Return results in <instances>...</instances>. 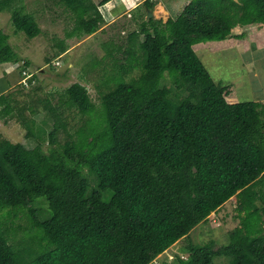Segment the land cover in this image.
<instances>
[{"label":"trees","instance_id":"trees-1","mask_svg":"<svg viewBox=\"0 0 264 264\" xmlns=\"http://www.w3.org/2000/svg\"><path fill=\"white\" fill-rule=\"evenodd\" d=\"M60 1L76 17L70 35L81 38L99 29L104 20L98 8L111 0ZM143 4L148 11L154 5ZM24 10L10 11L9 21L33 39L40 28ZM247 25L264 27V0H192L165 23L143 21L137 45L110 49L119 75L100 100L107 127L99 134L92 128L88 143L85 134L75 142L50 110L47 143L56 146L60 132L67 141L61 153L51 148L45 154L18 112L26 145L0 138V210L28 209L32 228L43 231L52 250L17 253L0 230V264H151L237 194L247 215L228 243L217 249L213 242L189 244L187 258L177 257L175 264H214L216 258L264 264V124L257 104L226 102L228 88L212 81L193 51L204 42L242 39L232 36V29ZM16 58L0 31V64ZM135 68L140 74L123 80ZM165 72L185 97L160 86ZM87 93L72 84L66 91L69 105L92 113ZM13 111L6 95L0 96V117L13 118ZM38 197L49 206L44 221L29 206Z\"/></svg>","mask_w":264,"mask_h":264},{"label":"rangeland","instance_id":"rangeland-1","mask_svg":"<svg viewBox=\"0 0 264 264\" xmlns=\"http://www.w3.org/2000/svg\"><path fill=\"white\" fill-rule=\"evenodd\" d=\"M14 1L17 4L15 6H24V12L34 17L40 34L33 39H27L11 25L9 14L0 11V31L9 36L8 43L17 57L13 64L20 68L13 74H7L4 68L10 65H0V77H5L9 82L20 81L17 87L6 95L14 111L11 113L13 118L0 117V138L26 145L24 137L26 128L16 118L19 112L33 131L32 139L45 154H48L51 148L61 153L62 146L67 141L63 132L58 135L56 146L50 147L47 143V133L53 125L50 110L55 111L63 122L65 131L75 142L81 140L84 134L88 135L92 128L96 130L95 134L105 131L107 125L100 100L102 95L114 87L113 83L119 75L117 68L114 67L115 59L109 56V52L116 45H122L124 50L130 43L137 45L138 41L142 40L137 31L139 26L134 23L136 11L131 13L130 19L124 15L108 29L104 31L98 29L94 34L80 38L70 35L75 27L76 17L59 0ZM91 1L96 4L102 0ZM190 1L192 0H155L153 2L162 8L157 9L151 18L162 22L168 17L174 18ZM148 2L151 4L152 0ZM3 6L4 0H0V8ZM128 20L129 23H124ZM127 24L130 25L126 33L123 27ZM122 33L124 35H121ZM240 34L243 35L242 39L231 37L221 42H204L194 45L193 51L212 81L218 86L228 88L229 93L225 100H230L228 98L231 97L235 99L234 104H257L260 121L264 124V27L247 25L232 29V36ZM60 47L66 52L61 54ZM116 57L125 64L122 60L125 56L121 52H118ZM27 74L31 76L30 79L26 78ZM139 74V69L135 68L127 77L122 78L129 80ZM166 74L168 72L163 74L160 86L166 84L170 86L171 93L181 98L185 97L187 93L183 90L177 92L176 80L171 76L170 82ZM74 83L86 88L94 105L92 113L82 114L69 105L66 91ZM91 139L93 138L88 135L87 143ZM104 145L105 140L100 143V147ZM86 173L87 170H84V174ZM86 177L90 181V188H93L95 186L93 177L91 175ZM107 198L108 193L104 199ZM240 201L243 203L239 194L229 199L211 213L206 222L198 224L187 238L173 244L151 264H175L177 257L186 259L185 250L189 244L204 245L213 242L214 249L226 245L229 238L234 236L235 230L242 226V220L247 215L244 206L239 207ZM257 204L261 206L259 202ZM29 206L31 210H35L37 220L44 221L50 217L49 206L44 198L33 199ZM0 230L17 253H21L22 249L40 254L47 252V249L52 250V247L47 245L43 231L32 228L28 209L0 210ZM214 264L226 262L222 258H216Z\"/></svg>","mask_w":264,"mask_h":264},{"label":"crops","instance_id":"crops-1","mask_svg":"<svg viewBox=\"0 0 264 264\" xmlns=\"http://www.w3.org/2000/svg\"><path fill=\"white\" fill-rule=\"evenodd\" d=\"M14 1V0H13ZM60 1V0H59ZM155 0H152V3L154 4L153 5V8L151 9V11H148L146 9V7L143 5V2L144 0H111L109 1L108 3H106L104 6L102 7H99L98 10L100 12V14L102 15L103 17V23H102V26L99 28V31H104L106 29H108V27L114 23H117V21L120 19V18H123L124 15H127V17L130 19V16H131V13L133 11H136L134 13V23L136 25H138L140 27L141 23L143 21H147L149 19H147V15H145L146 13L148 14V12H151L152 16L154 15V13L156 12L157 9L159 8H162L160 5H157L156 2H153ZM61 2V1H60ZM161 2V1H160ZM62 3V2H61ZM99 3V2H98ZM98 3H96L95 5H98ZM63 4V3H62ZM164 4V3H163ZM17 5L15 3V1L10 4V5H7L6 3H4V6H6V9L8 10L7 11H3V12H7L8 14L10 13V11L12 10H15L16 8H19L21 7L22 5L20 6H15ZM143 5V6H141ZM151 5V4H149ZM143 7V8H142ZM67 8V7H66ZM164 8H165V4H164ZM68 9V8H67ZM146 12V13H145ZM30 15V14H29ZM32 16V15H31ZM9 17H10V14H9ZM8 17V19H9ZM33 17V16H32ZM34 18V17H33ZM169 18V17H168ZM167 18V19H168ZM126 19V18H124ZM153 20H159V19H154L152 18ZM166 19V20H167ZM35 20V19H34ZM130 20H128L127 22H124V23H129ZM119 22V21H118ZM162 22V21H161ZM166 21L162 22V23H165ZM130 24H127L125 25L123 28L125 29V32L127 33L128 32V29L127 27L129 26ZM122 31V30H120ZM138 31V30H137ZM123 32V31H122ZM108 33L106 32L105 36H107ZM121 35H124L123 33ZM10 41L9 39V36H8V42ZM66 52V50H65ZM64 52V53H65ZM10 65V66H5L4 70L7 74H13L14 72H16L17 69H20L18 68L19 66H16V64H13V63H3V64H0V65ZM23 69V68H22ZM19 71V70H18ZM20 76V74H19ZM20 80H21V77H20ZM20 83V81H13V82H9L5 77H0V96L2 95H7L10 93V91L17 85ZM228 99L230 100H226L227 103L229 104H234L235 102V99L229 97ZM231 101V102H230Z\"/></svg>","mask_w":264,"mask_h":264},{"label":"water","instance_id":"water-1","mask_svg":"<svg viewBox=\"0 0 264 264\" xmlns=\"http://www.w3.org/2000/svg\"><path fill=\"white\" fill-rule=\"evenodd\" d=\"M151 17H152L151 12H148V14H147V19H151Z\"/></svg>","mask_w":264,"mask_h":264},{"label":"built area","instance_id":"built-area-1","mask_svg":"<svg viewBox=\"0 0 264 264\" xmlns=\"http://www.w3.org/2000/svg\"><path fill=\"white\" fill-rule=\"evenodd\" d=\"M29 77H30V76L27 74V75H26V78L28 79ZM26 78H25V79H26ZM27 79H26V80H27Z\"/></svg>","mask_w":264,"mask_h":264},{"label":"clouds","instance_id":"clouds-1","mask_svg":"<svg viewBox=\"0 0 264 264\" xmlns=\"http://www.w3.org/2000/svg\"><path fill=\"white\" fill-rule=\"evenodd\" d=\"M29 75V74H28ZM31 77V76H30ZM30 77L28 79H30Z\"/></svg>","mask_w":264,"mask_h":264}]
</instances>
